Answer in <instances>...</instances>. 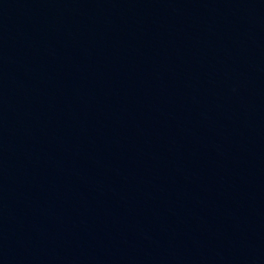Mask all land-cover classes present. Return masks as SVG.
<instances>
[{"label":"water","instance_id":"95a60500","mask_svg":"<svg viewBox=\"0 0 264 264\" xmlns=\"http://www.w3.org/2000/svg\"><path fill=\"white\" fill-rule=\"evenodd\" d=\"M0 264H264V0H0Z\"/></svg>","mask_w":264,"mask_h":264}]
</instances>
